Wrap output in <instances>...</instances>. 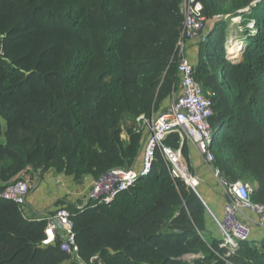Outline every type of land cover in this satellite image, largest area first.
I'll use <instances>...</instances> for the list:
<instances>
[{"label":"trees","instance_id":"1","mask_svg":"<svg viewBox=\"0 0 264 264\" xmlns=\"http://www.w3.org/2000/svg\"><path fill=\"white\" fill-rule=\"evenodd\" d=\"M196 1L213 21L194 64L212 104L207 150L222 178L251 181V200L264 204V0ZM180 2L0 0V190L21 172L53 170L80 184L134 166L142 142L136 119L177 91ZM220 15L253 23L238 63L225 48L228 20H214ZM179 143L177 134L164 141L173 150ZM180 150L188 162L186 141ZM58 205L86 264H184L197 253L193 264H264V236L239 242L229 256L221 240L204 239L205 206L171 177L160 153L150 174L109 204ZM45 228V218L26 219L0 199V264H66L59 235L43 244Z\"/></svg>","mask_w":264,"mask_h":264},{"label":"built area","instance_id":"2","mask_svg":"<svg viewBox=\"0 0 264 264\" xmlns=\"http://www.w3.org/2000/svg\"><path fill=\"white\" fill-rule=\"evenodd\" d=\"M180 10L183 23L179 36L181 45L177 60L179 89L172 94V99L167 103L164 112L153 114L149 118L141 115L136 119L137 124L133 130L141 135L142 142L134 166L104 172L90 182L83 194L80 192L70 194L67 200L109 204L120 192L130 188L139 178L148 176L156 161V154L160 153L171 177L184 182L201 200L220 232L221 247L227 250V254H233L238 249L239 242L253 240L255 228L264 232V204L251 200L250 195L253 189L251 181L240 179L230 182L222 178L219 169L213 165V155L207 150L212 141L209 123L212 104L196 81L194 64L186 53L187 43L198 44L205 39V18L202 14L201 3L196 0H183ZM250 25L252 28L253 23L251 22ZM0 54H2V46H0ZM234 59L235 57H232V60ZM171 134H177L180 138L177 150L164 145V141ZM184 141L204 146V162L209 167L223 197L221 217L209 208L200 194L201 179L191 171L180 150ZM60 185L63 186L61 183L57 189ZM35 187V182L31 183L25 178L16 179L4 185L0 190V199L14 203L24 218L35 219L29 218L25 213L26 199ZM44 218L46 220V240L43 244L52 243L59 235L60 250L72 259L74 264H86L78 256L73 223L68 210L58 205Z\"/></svg>","mask_w":264,"mask_h":264},{"label":"crops","instance_id":"3","mask_svg":"<svg viewBox=\"0 0 264 264\" xmlns=\"http://www.w3.org/2000/svg\"><path fill=\"white\" fill-rule=\"evenodd\" d=\"M198 50V44H186L187 56L194 62H197ZM178 89L179 88L177 87V90ZM159 112L160 110H158L155 114ZM121 139L124 145H127L129 143V137L125 131H122ZM187 145L189 167L191 171L201 179L202 182L199 188L200 194H202V197L208 204L209 208L218 217H221L223 197L215 179L213 178L209 170V167L206 166V163L204 162V146L203 144H200L198 146L191 142H188ZM53 173L54 172L50 173L51 176H49V179H45L44 181H38L37 187L33 188L30 194L28 195L25 204V213L29 218L38 219L46 217L47 215H49L50 211L56 207L55 202L57 200L63 198L67 200L70 197V194H75L79 192L80 194H83L85 192V189H87L90 182L93 180V178L91 177H85L82 183H75V186L71 189L69 185L65 182L66 177L63 174ZM61 183L63 184V186L60 185V188H56V190L55 186ZM263 236L264 232L257 228L254 229L253 240L260 239Z\"/></svg>","mask_w":264,"mask_h":264},{"label":"rangeland","instance_id":"4","mask_svg":"<svg viewBox=\"0 0 264 264\" xmlns=\"http://www.w3.org/2000/svg\"><path fill=\"white\" fill-rule=\"evenodd\" d=\"M182 2H183V0H181V2H180L179 9L181 8ZM180 12H181V10H180ZM243 12H245V10H243ZM220 19H227L228 20L227 28H226V30L224 32V35H225L224 36V38H225V48L227 50V54H228L229 58H231V59H232V57H235V59L239 58L240 57V52H242L243 40L246 37V33H247V31H245L246 30L245 28H249L250 29V27H251L250 23L251 22L250 21L249 22H244V19L241 16H238V17H235V18L231 19V18H228V15L217 16L214 20H220ZM212 22H213L212 20H206L205 19L206 26L212 24ZM185 44H186V42H185ZM180 45H181V41L178 39L177 44H176V56H177V58H178L179 51H180ZM183 47H184V41H183ZM192 62H193V64L196 63L194 61H192ZM171 99H172V97L169 96L163 102L160 112H164L165 111V109L167 107V103ZM1 124H2V128L4 129V122L2 121ZM0 140L2 142H4V138L2 137V135H0ZM52 172H54V171L53 170H49V171L43 173L42 176H40V177H39L40 174L39 175L37 174L38 176H35L33 174L32 177H31L29 174H25L24 172H21L18 177L19 178H25V179L29 180V182H31V183L35 182L36 187H37L38 179L40 178V181H44L45 179H49V176H51L50 173H52ZM53 174H57V173L54 172ZM65 177H66L65 182L72 189L75 186V182L73 181V179L71 177H69V176H65ZM57 186H58V184H57ZM57 186H55V189L57 188ZM206 229H207V232L203 233L202 235H203L204 239L207 240V242L211 243L214 239L221 240L220 232H219V230L216 227L214 221L212 220V218L210 217V215L208 213H207V216H206ZM225 255L229 256L230 254H227V252H226ZM200 258H201V254L200 253L188 254V255L183 257L182 261L184 262V264H193V262L195 260L200 259ZM66 264H74V262L72 261V259L67 257ZM228 264H230V263H228Z\"/></svg>","mask_w":264,"mask_h":264},{"label":"water","instance_id":"5","mask_svg":"<svg viewBox=\"0 0 264 264\" xmlns=\"http://www.w3.org/2000/svg\"><path fill=\"white\" fill-rule=\"evenodd\" d=\"M241 60V58L233 60L234 63H238Z\"/></svg>","mask_w":264,"mask_h":264},{"label":"bare ground","instance_id":"6","mask_svg":"<svg viewBox=\"0 0 264 264\" xmlns=\"http://www.w3.org/2000/svg\"><path fill=\"white\" fill-rule=\"evenodd\" d=\"M236 44V43H235ZM236 59H238V58H236Z\"/></svg>","mask_w":264,"mask_h":264}]
</instances>
